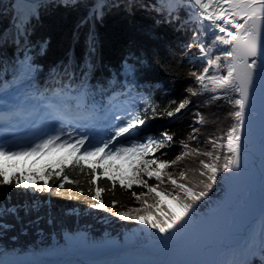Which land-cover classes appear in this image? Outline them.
Segmentation results:
<instances>
[{
  "label": "trees",
  "instance_id": "obj_1",
  "mask_svg": "<svg viewBox=\"0 0 264 264\" xmlns=\"http://www.w3.org/2000/svg\"><path fill=\"white\" fill-rule=\"evenodd\" d=\"M95 2L75 0L56 7L51 2L40 4L37 14L31 16L24 29L25 32L28 29L32 31L27 33L26 43L22 46L23 37L12 23V0L0 1V89L18 83L29 94L44 84L49 86L54 74L56 85L60 84L58 79L68 78L77 82L76 88L81 91L84 102L103 105L111 97V85L121 86L124 81L126 84L122 87L127 88L133 115L140 111L145 125L156 126L151 136L160 137L163 132L173 136L169 147L155 153L158 162L173 160L186 151L181 141L188 143L190 148L213 152L214 156L221 157L216 161L219 168L217 182L208 191V196H217L221 188L220 175L230 153L209 141L223 138L236 124L232 114L237 108L229 99L236 98V95L229 93L219 99L208 100V93L200 92L191 76L192 72H200L201 65L190 58L196 48L187 47L193 42L190 28L193 30L194 25L183 20L190 9L179 4L178 10L165 14L166 8L156 0H132L131 5L127 0L118 4L108 0L100 8L102 16H98L95 10L90 14ZM130 66H134V70L126 71ZM84 72L87 75H83ZM189 88L200 94L192 96L187 91ZM185 98L190 101L188 107L177 116L167 117L165 111L175 108L176 103ZM197 113L203 116L204 123H197ZM189 135L194 139L189 140ZM77 156L79 154L74 153L68 159L74 161ZM200 160L212 162L207 156L193 153L164 172H171L178 179V172L183 170L187 174L185 183L190 181L196 185L200 180L207 183L206 177L199 176ZM97 161L99 157H81L83 172L66 162L65 172L78 183H65L64 188L59 189L60 195L55 194L60 183L55 177L47 182L51 191L9 185L0 188V193H8L7 196L0 195L1 249L13 252L42 249L49 245L50 239L59 241L62 232L73 230H83L95 239L103 230L115 237L123 229L135 226L136 220H121L113 212L131 213L142 208V201H137L132 192L147 193V189L136 184L131 188L121 187L119 177L122 174L117 171V162L111 158L101 161L97 173L90 176V165ZM0 163L5 162L0 158ZM109 165H112L109 174L116 178L115 187L103 174ZM58 170L59 167L52 168V171ZM14 171L32 183L33 173ZM37 174L43 175V172ZM163 178L160 190H173L167 176ZM90 180L95 182L90 183ZM35 183L40 186L44 181ZM148 183L155 185L160 182L153 178ZM97 187L105 189L100 194V201L91 198ZM89 188L92 189L91 194ZM203 189L204 185L199 184L197 190ZM152 195H146L142 200L152 203ZM101 202L108 211L90 206ZM71 210L79 213H68ZM102 218L106 220H100ZM253 259L254 264H259L258 253Z\"/></svg>",
  "mask_w": 264,
  "mask_h": 264
},
{
  "label": "snow or ice",
  "instance_id": "obj_2",
  "mask_svg": "<svg viewBox=\"0 0 264 264\" xmlns=\"http://www.w3.org/2000/svg\"><path fill=\"white\" fill-rule=\"evenodd\" d=\"M194 4L197 6L195 15L199 19L209 21L208 27H218L219 33H223V35L212 33L211 47H215L217 44L224 45L225 50L222 57L217 55L212 58L210 54L211 48L206 46L203 39L199 38V34L194 35L193 42L187 47H198L200 54L198 59L205 62L206 66L203 67L201 72H192L191 76L195 78L196 83L204 92L211 91L216 93L219 90L224 92L226 96L229 93L238 94L237 98L229 97L230 102L234 103L237 108L232 114L237 123L226 132L227 150L231 155L226 158L223 167L225 172H229L233 169H239L241 165V129L245 124L246 112L249 110L250 105L254 106L257 81L259 82L261 107L262 111H264V30H262L264 29V0H194ZM224 5H227V7H224ZM100 7H103V5L101 4ZM164 7H167L169 13H171L179 9V2L178 0H171V2L165 0ZM100 15L102 16V12ZM218 22H222L224 26L218 24ZM227 25H230L231 29L235 31L225 27ZM206 31L207 29H205ZM222 68L227 69L226 75L220 74ZM210 69H214V71H210ZM127 70H134V66H130ZM28 71L29 73L31 72L30 66ZM83 75H87V72H84ZM187 91L192 96L200 94L193 88H189ZM212 99H219V96L214 95ZM145 103L149 102L146 101ZM173 103L176 102L173 101ZM189 103V99H182L179 103H176L175 108L165 111L166 116L169 118L177 116ZM48 107L50 108L49 116L51 117L50 131L36 137L34 141L23 147L0 142V158L7 161L18 157L47 155L52 149L64 148H69V153L67 156L59 157L55 165L45 166L41 170L43 175L33 173L32 183L17 176L14 171L18 167L23 168L22 165L0 163V188L9 185L16 188L23 187L24 189L31 187L41 192L46 189L51 191L52 189L47 182L55 177L60 181L55 194L60 195L59 189L64 188L65 183H78V181L71 180L65 172L66 162L71 164L72 168L83 172L81 157H99V161L90 165L91 172L89 175L94 176L98 171L100 162L104 159L130 154L139 158L138 166H132V176L127 177V183H125L126 177L123 175H120L119 183L121 187L125 188H131L133 184H136L146 188L147 193L143 191L139 194L132 192L137 201H142V208L134 209L131 213L123 211L113 212V215L119 216L121 220H138L140 223L159 232L160 236L156 237V240L162 249L184 257L194 256L195 253L183 246L185 226L188 223L186 218L195 211V206L198 202L208 195V191L217 182L219 168L216 161H219L221 157L219 155L214 156L213 152H200L198 148H190L188 143L181 141V146L186 151L177 155L173 160H159L158 162L155 153L169 147L173 141V136L168 132L161 133L160 137L148 136L143 142L131 141L125 146V143L120 141L119 138L125 137L129 139L128 134L145 123L140 111H136L134 115L129 113L127 116H116L115 119L118 123L111 126L113 131L107 138L97 143H90V133L87 124L81 125L80 131L72 127L65 128L64 122H71L73 119L69 111L53 105ZM20 109L21 106L18 105L15 112L16 115H19ZM153 113H155L154 108ZM197 116L199 117L197 123H204L203 116L199 113H197ZM75 118L77 120L87 119L86 116H77ZM2 122V118H0V123ZM81 132L84 134H81ZM188 139L192 140L194 136L189 135ZM209 142L213 145L216 143L215 140H210ZM82 149L83 151H81ZM74 153H78L79 156L74 161L69 160L68 157H71ZM193 153L207 156L212 161H199L201 165L199 176L207 178V183L204 180L199 181V184L204 185V189L199 191L197 190L199 184L193 185L190 181L188 183L184 182L187 180L185 171L181 170L178 172V179L174 177L173 173L164 172V170ZM164 154L166 155V153ZM146 157L151 158L146 159ZM55 167H59V170L52 171V168ZM111 168L112 165H109L108 168L104 169L103 174L113 182V187H115L116 178L109 174V169ZM9 169H13V171H9ZM164 175L167 176V180L173 186V190H160V184L164 183ZM153 178L160 183L150 185L148 180ZM37 180H43L44 184L38 186L35 183ZM94 182V180H90V183ZM91 191L92 189L89 188L90 194ZM103 191H105L104 188L97 187L95 195L91 198L100 201V194ZM149 194H154L151 196L152 203L142 200L143 197ZM0 195L7 196L8 193L3 192ZM168 197H170V200H168L167 207H162L163 202ZM113 205H115V201H113ZM90 206L100 207L108 211L103 202ZM152 209H157L158 211L153 212L151 211ZM3 211L10 210L4 209ZM260 213L261 230L258 237H253V240L258 242L246 240L241 246L244 256L239 260L182 258L160 261L157 264H254L253 258L256 257L257 253L259 254V264H264V199H262ZM225 251H230V248L225 249Z\"/></svg>",
  "mask_w": 264,
  "mask_h": 264
},
{
  "label": "bare ground",
  "instance_id": "obj_3",
  "mask_svg": "<svg viewBox=\"0 0 264 264\" xmlns=\"http://www.w3.org/2000/svg\"><path fill=\"white\" fill-rule=\"evenodd\" d=\"M17 3L18 11L14 13V16L15 14L19 16L22 12L27 16L30 8H27L26 3L20 4L18 1ZM195 14L196 10H193V18L200 22ZM208 25L209 23H200L202 35L211 36L212 39L213 32L223 35V33H219L218 27H208ZM205 29H207L206 32ZM209 47L211 53L217 51L223 56L224 45L217 44L215 47H211V45ZM226 74L224 73V75ZM206 93L209 94L208 100H213L214 95L219 98L225 95L224 92L222 94L218 91L216 93L207 91ZM45 116L46 112L41 113L38 118L35 117L33 120H20L18 122L19 131H9V133L22 141L25 137H34L37 128H47L36 136L38 137L50 131L51 118L45 120ZM34 122V126L30 128ZM8 129L0 126V133L6 132ZM17 132H23V134H17ZM103 138L104 135L100 137V139ZM259 148L263 151L264 145ZM258 167H260V172L264 173V163ZM244 180L245 178L242 179L239 172L235 170L223 172L221 180L223 187L217 202L193 221L186 218L188 223L185 226L183 246L195 253L192 257L175 255L162 249L155 241L156 238L146 235L147 233L143 239L135 240L137 230L133 228L134 231L125 232L119 241L112 239L114 237H104L94 243H90L89 236L84 234L67 233L62 236V241L57 247H50L42 252L26 250L19 253H6L0 256V264H157L160 261L182 258L239 260L244 256L241 246L246 240L258 242L254 241L253 237H258L261 230V216H258L255 196L252 194L253 188L247 179ZM141 227L146 229L144 224ZM228 248L230 251H225Z\"/></svg>",
  "mask_w": 264,
  "mask_h": 264
},
{
  "label": "rangeland",
  "instance_id": "obj_4",
  "mask_svg": "<svg viewBox=\"0 0 264 264\" xmlns=\"http://www.w3.org/2000/svg\"><path fill=\"white\" fill-rule=\"evenodd\" d=\"M156 1H157V3H160L163 6L165 5V0H156ZM12 8L13 9H12V12H11V16H12L13 22H16L17 19H15V18H16L17 15L15 14V16H14V13L17 12L18 10L15 8V4L14 3L12 4ZM94 9L96 10V7ZM34 10L31 9V8L29 9V12H28V14H30L29 18L32 15H35ZM92 11H93V9H92ZM92 11H90V14L92 13ZM167 11H168V9H167ZM191 20L194 21L193 19H191ZM28 24L29 23L26 21V26ZM197 25H199V22H198ZM194 28L195 27H193V29ZM190 31H191L192 41H193L194 35L199 34V38L204 40L206 46H210L211 45L212 37H206V36L202 35L201 31H199V30L197 32H194L195 30H192V27L190 28ZM195 48H196L195 49V54L193 56H191L190 58L195 60L194 62H198L201 65V70H200V72H201L203 67L206 66V64H205V62L203 63L202 61L198 60V57L200 55L199 54V50H198V47H195ZM217 55L221 56V54H219L217 51L213 52L212 53V58H215ZM210 71H214V69H210ZM226 71H227L226 68H222L220 74L224 75V73L226 74ZM197 86H198L200 92L206 93V92H204L203 90L200 89L198 84H197ZM70 89L71 88L68 87V90H70ZM218 92L222 93V91H219V90H218ZM58 94L61 95V97L64 98L63 101L66 102L65 104H67V101H70V102L73 101V103H74L76 101L82 100L81 95H80L79 92L76 93V94H72V93L65 92V91L62 90V91H59ZM22 96H23V93L20 92L19 89H13V90H11L9 92H5L2 95H0V106H5V105L12 104V103H17V102L19 103V102H21V100L23 98ZM55 96H50L49 100L51 101V103H54L53 106L57 107V106H59V103L63 102V101H61V98H55ZM208 98H209V94H208ZM26 103H30V102H26V101L22 102V104H24V106L26 105ZM12 107H14V106H12ZM186 107H188V106H186ZM46 109L48 110V112L46 113V116L44 118L45 120L48 119V118H51L49 116L50 108L46 107ZM90 110H91V112L93 111L92 109H90ZM109 110H111V111L108 114ZM43 111L44 110H41L39 115H41V113H43ZM129 113L133 114L131 109H130V106H129V100L127 98H124V97L116 98L115 99V104L112 105V107H110V109L108 107H105L104 109H102V111L94 110V112H93V114L91 116H86L87 119L77 120L74 117L71 120V122L65 121L64 122V126H65V128L72 127V128H75L76 130L80 131L81 130V125L87 124L88 130H89V133H90V143H97V142L102 141L103 139L107 138V136L113 131L111 126L118 123V121L115 119L116 116H118V115L119 116H127ZM38 116H37V118H38ZM70 116H72V114H70ZM44 121L42 122V124L44 123ZM34 124L35 123H33L32 126ZM17 126H18L17 124L14 125L12 123H10L8 125V127H10V128H12V127L15 128ZM57 126H59V125H57ZM152 126L144 124V125L140 126L138 129L134 130L132 133H129L128 135L132 136L133 138L131 140H129L128 142H131V141L143 142L146 137L151 136V130L153 129ZM45 130H47V128H44V127L37 128L36 135H39L40 133H42ZM20 133L22 134V132H18L17 134H20ZM81 134H84V133L81 132ZM102 135H104V138L100 139V137ZM31 139L32 138L29 137V138H26L24 141L25 142H27V141L30 142ZM124 139H125V137L119 138L120 141H123ZM212 140L216 141L215 144L221 145L222 147L227 149V137L226 136H224L223 138L218 139V140H216V139H212ZM128 142H124L125 146H127ZM69 151H70L69 148L52 149L51 152H49L47 155H32V156H27V157H18V158L10 159V160H7V161H4L1 158V160L3 162L7 163L8 165H13V164L22 165L23 168H19V167L16 168L18 170H26V171H29L31 173H39L44 168V166H47L49 164H52L53 162H56L57 159L59 157H61V156H67ZM81 151H83V149ZM109 158L114 159L117 162L118 170H119L118 172L126 177V179H125L126 182H127V177H131L132 176V172H133V167L132 166L133 165L138 166V163H139V158L135 157V156H131L130 154L129 155H125V156H120V157H109ZM147 158H151V157H146V159ZM223 172H225V171H223ZM220 180H222V173L220 175ZM220 185H221V181H220ZM222 187H223V185H221V188H220L217 196L211 197V196L207 195L204 199H202L201 201L198 202V204L195 206V211L193 213L189 214L188 218H190V221H193L198 216H200L203 213L207 212L208 209L213 204H215L217 202V200L219 199L218 197H219V194L221 193ZM168 200H170V197L165 199V201L162 204V207H165V208L167 207ZM151 211L156 212L158 210L157 209H152ZM68 213H70V214H72V213L78 214L79 212L77 210H71ZM260 216H261V214H260ZM100 220L103 221V220H106V218H102ZM107 220H109V219L107 218ZM141 225H140V222L138 220H136V225L135 226L129 227V228L125 229V230L123 229L120 232V234L118 233V235L115 236V237L110 235L109 233H106V231L103 230L101 232L99 238L95 239V238H92L89 235L88 239H89L90 243L97 242L98 240H101V238H104V237L105 238L114 237L112 239H116V240L119 241V240H121V236L124 235L125 232L134 231L133 228H136V230H137L135 240L143 239L144 236H145V233H147L146 235L151 236L154 239L156 237H159V235H160L159 232H157L156 230L150 228L149 226H147L145 224L144 225L146 226V229H143L141 227ZM67 233L68 234L69 233L70 234H72V233H80V234H84L85 236H88V233L83 231V230L82 231L73 230L71 232H62L61 233V238H60L59 241H57V240L54 241L53 239L52 240L50 239L51 242L49 243V245L47 247L42 248V249L33 250V251L42 252L44 250L49 249L50 247H57L59 245V243L61 242V240H62V236L64 234H67ZM155 241L157 242V240H155ZM10 252H13V251H3L1 249V246H0V256L3 255V254H6V253H10Z\"/></svg>",
  "mask_w": 264,
  "mask_h": 264
},
{
  "label": "water",
  "instance_id": "obj_5",
  "mask_svg": "<svg viewBox=\"0 0 264 264\" xmlns=\"http://www.w3.org/2000/svg\"><path fill=\"white\" fill-rule=\"evenodd\" d=\"M22 1H24L27 4V8H31L29 6H33L37 0H22ZM98 1H102V0H98ZM178 2L189 5L193 10L197 11V6L194 4V0H178ZM224 7H227V5H224ZM199 20L201 22L210 23L209 21H204L202 19ZM218 24L222 25V22H218ZM225 27H228L229 30L235 31L234 29H231L230 25H227ZM235 95L237 98L238 94ZM128 138L129 139L125 138L123 142H128L133 137L129 136ZM241 142H242L241 165L239 169H233V170L239 172V175L242 177V179L245 178V180L247 179L248 182L251 183V186L253 188L252 194L255 196L256 208L257 210H259L261 205L259 187L264 178V173H261L260 167H258V165L264 163V149L262 151V149L259 148L261 145H264V111H262V107H261V96H260L258 81L255 90L254 106L250 105L249 110L246 112L245 124L241 129ZM244 174L245 175L248 174V175L245 176ZM245 184L247 185V183Z\"/></svg>",
  "mask_w": 264,
  "mask_h": 264
}]
</instances>
